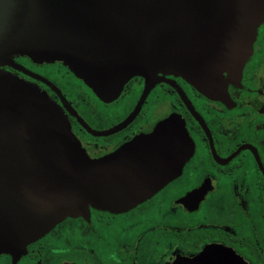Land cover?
<instances>
[{
    "label": "water",
    "instance_id": "water-1",
    "mask_svg": "<svg viewBox=\"0 0 264 264\" xmlns=\"http://www.w3.org/2000/svg\"><path fill=\"white\" fill-rule=\"evenodd\" d=\"M263 22L264 0H0V66L59 62L101 99L162 73L219 100L240 80ZM191 149L183 123L167 119L91 159L46 94L0 71V255L21 254L90 208H134Z\"/></svg>",
    "mask_w": 264,
    "mask_h": 264
},
{
    "label": "flooded vegetation",
    "instance_id": "flooded-vegetation-1",
    "mask_svg": "<svg viewBox=\"0 0 264 264\" xmlns=\"http://www.w3.org/2000/svg\"><path fill=\"white\" fill-rule=\"evenodd\" d=\"M10 64L0 71L46 94L91 159L167 119L183 123L193 149L134 208L68 217L21 254H1L0 264H264V22L240 80L219 100L162 73L134 76L101 99L62 63Z\"/></svg>",
    "mask_w": 264,
    "mask_h": 264
}]
</instances>
